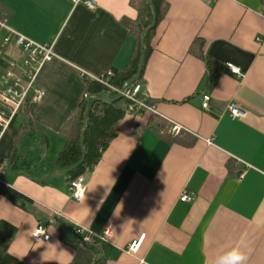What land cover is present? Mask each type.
<instances>
[{"label":"crops","instance_id":"0c3cea01","mask_svg":"<svg viewBox=\"0 0 264 264\" xmlns=\"http://www.w3.org/2000/svg\"><path fill=\"white\" fill-rule=\"evenodd\" d=\"M93 1L94 8L85 0H0V48L11 29L55 53L37 76L44 95L25 106L33 124L22 126L21 107L0 138V187L31 200L23 207L0 192V220L18 228L0 264H94L77 228L109 230L104 264H216L237 246L252 249L247 264H264V0H167L142 80L161 115L128 103L77 200L68 168L56 165L66 124L80 112L87 80L126 68L138 44L131 0ZM197 37L204 58L190 52ZM21 57L14 35L1 57L0 89L8 62ZM205 57L224 66L216 81ZM231 101L247 114L232 119ZM168 118L188 131L170 134ZM184 192L191 201L181 200ZM57 220L67 223L63 232ZM40 223L49 240L32 238Z\"/></svg>","mask_w":264,"mask_h":264},{"label":"trees","instance_id":"16d2710c","mask_svg":"<svg viewBox=\"0 0 264 264\" xmlns=\"http://www.w3.org/2000/svg\"><path fill=\"white\" fill-rule=\"evenodd\" d=\"M131 4L138 11V17L135 20H131L129 24L132 35L136 38L138 44L134 56L126 68L121 70L117 68L111 69L113 75L108 78V81L118 89H122L128 80L136 76L141 62V46H143L145 62L141 77L137 83H142L147 61L154 50L153 38L168 9L167 0H131ZM154 14L157 16V25L155 28L145 32V29L152 24ZM0 21H4V15H0ZM1 34L2 29L0 27V36ZM202 47V40L197 37L190 47V52L204 58L202 56ZM205 60L206 68L210 71L212 80L216 81L224 70V66L209 57H205ZM0 61H2V58ZM86 95L87 97L83 100L78 115L66 124V126L69 125L66 129L67 143L56 160V165L60 169L70 168L77 164L82 158L80 137L85 132L83 144L86 148V158L82 165L69 173L71 179L83 175L87 170H92L100 161L104 150L108 147L111 140L117 136L118 122L125 115L126 106L129 103V100L125 97L118 101H111L110 99L116 97L118 92L94 79L87 80ZM29 101L30 99H27L22 106L23 109L21 108L25 116L22 124L24 127L33 124L25 111V106ZM155 120L156 118L153 119V121ZM15 157L16 153L14 152L11 160H15ZM0 192L23 207L31 202L27 196L10 186L0 187ZM55 225L62 232L67 227V223L62 220H57ZM17 230L18 228L14 224L6 220H0V262L14 240ZM83 244L95 250L96 258L94 264H104L101 248L106 246V242L102 236L93 234L91 240L83 242Z\"/></svg>","mask_w":264,"mask_h":264},{"label":"built area","instance_id":"2783aa9c","mask_svg":"<svg viewBox=\"0 0 264 264\" xmlns=\"http://www.w3.org/2000/svg\"><path fill=\"white\" fill-rule=\"evenodd\" d=\"M74 4L81 2L82 0H70ZM85 3L91 7H95V2L93 0H85ZM0 26H5L3 22L0 21ZM15 35L16 44L20 48L21 59L20 61L14 60L9 61L6 67V72L3 76L5 81V87L0 89V138L4 131L10 125L12 119L20 108L24 105L27 99L39 100L44 95V90L37 87L36 81L37 76L42 68V66L55 58V53L50 45L40 44L31 40L30 38L23 36L21 34L15 33L13 30L9 29L8 35L3 39L2 47L0 48V58L3 55L4 48L11 40V37ZM231 72L241 75V70L233 64L228 65ZM113 75L112 70H108L106 73L92 77V79L112 88L118 94L121 89L112 86L108 78ZM87 97V96H86ZM123 97L129 100L130 106L129 110H142L150 112L153 115H161L155 102H151L149 92L144 88L142 83H134L130 85L124 92ZM203 107L205 109H210L209 97L206 96L203 102ZM229 115L232 119L242 118L247 114V111L239 106L238 103L231 101L227 106ZM169 119V118H168ZM171 122V127L169 129L170 134L179 136L188 129L182 124L169 119ZM209 142H211L209 140ZM69 189L75 199L81 200L87 189V182L84 175H79L70 180ZM183 201H191L192 198L187 192H184L181 196ZM77 232L85 233L83 242L91 240L93 235L92 232L84 228H77ZM106 234L102 236L105 240ZM51 237L49 230L45 224L40 223L32 232V238L35 241L39 240H49ZM144 236L139 240L134 241L129 250L131 252H137L140 249Z\"/></svg>","mask_w":264,"mask_h":264},{"label":"water","instance_id":"95a60500","mask_svg":"<svg viewBox=\"0 0 264 264\" xmlns=\"http://www.w3.org/2000/svg\"><path fill=\"white\" fill-rule=\"evenodd\" d=\"M156 25H157V16L154 14L152 24L147 29H145V32H147L149 29L155 28ZM144 62H145V58H144L143 46H141V62H140L139 70H138L136 76L133 77V78H131L130 80H128L125 83V85L122 87L121 92L116 97L110 99L111 101H118V100L122 99L123 98V92L130 85L136 83L140 79L141 74H142V70H143V67H144ZM84 133L85 132H83L82 135H81V137H80V146H81V150H82V158H81V160L77 164H75L74 166L68 168L65 171L66 173H70L71 171L75 170L80 165H82L84 163V161H85V158H86V148L84 147V144H83ZM2 179H3V177L1 178V180Z\"/></svg>","mask_w":264,"mask_h":264},{"label":"clouds","instance_id":"9594fccd","mask_svg":"<svg viewBox=\"0 0 264 264\" xmlns=\"http://www.w3.org/2000/svg\"><path fill=\"white\" fill-rule=\"evenodd\" d=\"M252 249L243 250L240 246L231 249L225 256L219 257L216 264H247Z\"/></svg>","mask_w":264,"mask_h":264}]
</instances>
